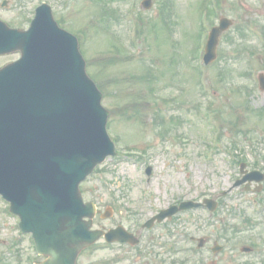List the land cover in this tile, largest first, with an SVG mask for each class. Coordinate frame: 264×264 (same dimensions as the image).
Wrapping results in <instances>:
<instances>
[{"label":"rangeland","instance_id":"1","mask_svg":"<svg viewBox=\"0 0 264 264\" xmlns=\"http://www.w3.org/2000/svg\"><path fill=\"white\" fill-rule=\"evenodd\" d=\"M140 1L75 0L59 11L69 16L73 31H84L79 33L86 70L103 93L107 130L116 141L117 155L98 165L81 189L101 211L112 207L104 223L120 220L125 226L177 200L219 197L213 220L206 210L190 209L157 231L169 245L186 250L196 244L189 235L208 236L213 244L225 224L228 236L222 237L230 242L226 247L220 240L226 249L218 254L220 264H239L231 257L242 245L253 247L243 258L264 264V203L254 207L250 194L238 187L229 191L241 158L248 168L264 171V92L256 78L264 73V0H218L219 5L172 0L168 22L164 0H153L148 10ZM209 9L215 10L209 14ZM222 16L234 24L222 34L215 60L201 65L197 44L202 50L208 30ZM16 56H0V66ZM260 197L264 200V193ZM243 215L251 219L249 225ZM17 221L0 198V264H21L17 257L31 252ZM150 235L146 232V239ZM116 255L96 249L82 264L110 262ZM202 256L211 253L175 252L170 260L201 264Z\"/></svg>","mask_w":264,"mask_h":264},{"label":"water","instance_id":"2","mask_svg":"<svg viewBox=\"0 0 264 264\" xmlns=\"http://www.w3.org/2000/svg\"><path fill=\"white\" fill-rule=\"evenodd\" d=\"M230 24L222 18L212 29L207 62ZM52 25L38 18L22 33L0 23V52H22L0 69V193L21 228L49 252L48 264H74L77 252L102 233L81 220L93 216L94 205L82 203L78 184L115 153L102 94L85 73L76 40L47 28ZM106 236L119 239V232Z\"/></svg>","mask_w":264,"mask_h":264},{"label":"flooded vegetation","instance_id":"3","mask_svg":"<svg viewBox=\"0 0 264 264\" xmlns=\"http://www.w3.org/2000/svg\"><path fill=\"white\" fill-rule=\"evenodd\" d=\"M71 1L72 0H58L57 4L53 5V9L54 6H58L59 8H68L71 5ZM33 6L32 0H0V18H2L10 27L19 29L27 28L31 18L33 17V14L28 11V8ZM54 15L60 26L65 27V25L70 24V21H68V15H61L57 11ZM159 224L161 223H153V225L150 223V228L147 230L143 229L142 226L141 228L133 229V231L127 228L128 231H131L133 234L137 235V237L139 236V243L136 245L120 241L106 243L103 239L102 243H106V246L115 247H112L111 251L118 252L119 264H170V252H212L209 247L196 250L175 249L172 251L170 248L165 246V243L163 242L165 241L164 235L157 231ZM98 226L105 229L113 227L101 223H99ZM149 231H151V235L148 239H146V232ZM205 241L208 242V237H205ZM143 244H148V246L143 247ZM220 252H225V250L221 249L219 253ZM243 257L244 255L241 252L237 254L232 253L231 260L235 262L237 261L239 264H247L248 262H251L249 258ZM199 262H201V264H219L221 263V259L219 255L213 254L212 257L208 259L207 257L202 256Z\"/></svg>","mask_w":264,"mask_h":264}]
</instances>
